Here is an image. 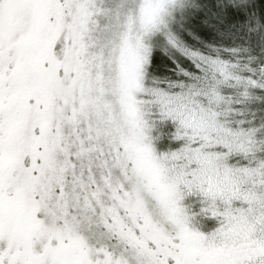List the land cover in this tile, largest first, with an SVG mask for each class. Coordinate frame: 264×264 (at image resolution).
I'll use <instances>...</instances> for the list:
<instances>
[{
	"label": "snow or ice",
	"instance_id": "1",
	"mask_svg": "<svg viewBox=\"0 0 264 264\" xmlns=\"http://www.w3.org/2000/svg\"><path fill=\"white\" fill-rule=\"evenodd\" d=\"M0 264H264V0H0Z\"/></svg>",
	"mask_w": 264,
	"mask_h": 264
}]
</instances>
